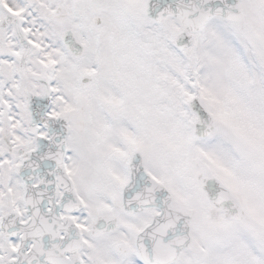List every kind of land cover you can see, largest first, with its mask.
<instances>
[{
    "label": "snow or ice",
    "instance_id": "1",
    "mask_svg": "<svg viewBox=\"0 0 264 264\" xmlns=\"http://www.w3.org/2000/svg\"><path fill=\"white\" fill-rule=\"evenodd\" d=\"M0 264H264V0H0Z\"/></svg>",
    "mask_w": 264,
    "mask_h": 264
}]
</instances>
